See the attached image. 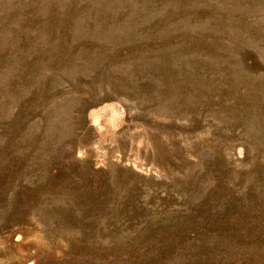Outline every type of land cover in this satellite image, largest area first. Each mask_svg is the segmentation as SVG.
Wrapping results in <instances>:
<instances>
[{
    "label": "rangeland",
    "instance_id": "rangeland-1",
    "mask_svg": "<svg viewBox=\"0 0 264 264\" xmlns=\"http://www.w3.org/2000/svg\"><path fill=\"white\" fill-rule=\"evenodd\" d=\"M0 264H264V0H0Z\"/></svg>",
    "mask_w": 264,
    "mask_h": 264
}]
</instances>
